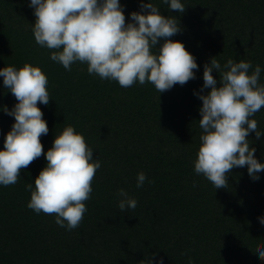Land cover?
<instances>
[{"label":"trees","instance_id":"16d2710c","mask_svg":"<svg viewBox=\"0 0 264 264\" xmlns=\"http://www.w3.org/2000/svg\"><path fill=\"white\" fill-rule=\"evenodd\" d=\"M141 2L178 18L182 31L171 39L196 58L195 79L159 94L151 83L122 88L101 80L89 75L87 64L65 70L36 44L30 0H0V69L30 63L48 78L51 99L38 104L49 129L41 137L44 152L72 125L101 161L88 211L71 232L54 215L27 207L25 184L35 187L44 156L21 170L15 185H0V264H264L255 252L264 246V171L253 180L247 167L233 168L228 188L215 189L193 163L202 134L196 93L210 91L203 88L204 65L213 57L222 67L229 58L250 61L261 66L264 84V0H181L184 13L169 11L162 0H120L127 22ZM212 74L220 86L219 72ZM16 103L0 77V150L15 122L3 107ZM253 118L264 131V108ZM248 139L264 163V135ZM139 172L148 178L142 188L136 187ZM121 188L137 200L136 209L117 208Z\"/></svg>","mask_w":264,"mask_h":264},{"label":"clouds","instance_id":"9594fccd","mask_svg":"<svg viewBox=\"0 0 264 264\" xmlns=\"http://www.w3.org/2000/svg\"><path fill=\"white\" fill-rule=\"evenodd\" d=\"M162 2L169 11L186 10L181 0ZM29 6L34 9L36 44L48 49L50 59L65 70L71 71L77 62L87 64L89 75L116 81L122 88L151 83L159 94L195 79L196 58L182 42L171 39L182 31L178 18L162 15L152 2H141V10L130 14L131 22L126 21L120 0H30ZM213 69L219 72L220 86ZM261 71L259 64L231 58L223 67L215 57L204 65L203 88L210 91L196 93L202 101V134L193 163L195 174L205 177L215 189L228 188L227 177L233 168L247 167L253 180H259L258 173L264 171V163L257 160L248 139L253 132L257 140L264 135L253 118L264 108ZM0 77L17 101L11 110L3 107L15 122L0 150V185H15L21 170L44 156L47 164L35 178V187L25 184L31 193L27 207L37 214L54 215L55 223L71 232L80 227L88 211L86 201L91 198L101 161L93 159V149L72 125L56 135L44 152L41 137L49 129L38 104L48 105L51 98L48 78L39 66H6L0 69ZM147 179L139 172L136 187L142 188ZM117 197L121 212L136 209L137 200L123 188ZM259 222L264 225V217ZM255 252L264 260V246L257 245ZM140 264H151V260ZM188 264H193L191 259Z\"/></svg>","mask_w":264,"mask_h":264}]
</instances>
